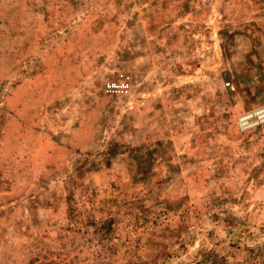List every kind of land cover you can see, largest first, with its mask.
Segmentation results:
<instances>
[{
    "label": "rangeland",
    "instance_id": "374dc122",
    "mask_svg": "<svg viewBox=\"0 0 264 264\" xmlns=\"http://www.w3.org/2000/svg\"><path fill=\"white\" fill-rule=\"evenodd\" d=\"M260 108L264 0H0V264H264Z\"/></svg>",
    "mask_w": 264,
    "mask_h": 264
},
{
    "label": "built area",
    "instance_id": "2783aa9c",
    "mask_svg": "<svg viewBox=\"0 0 264 264\" xmlns=\"http://www.w3.org/2000/svg\"><path fill=\"white\" fill-rule=\"evenodd\" d=\"M228 86H231L229 83ZM130 81L128 76L122 75L119 78V82H109L107 84V90L109 92H116L118 89H129ZM264 123V108H260L255 112L248 114L240 118V124L244 129H250L258 124Z\"/></svg>",
    "mask_w": 264,
    "mask_h": 264
}]
</instances>
